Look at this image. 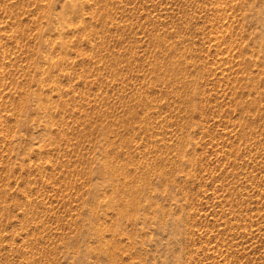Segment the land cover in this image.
Here are the masks:
<instances>
[{
    "label": "rangeland",
    "instance_id": "374dc122",
    "mask_svg": "<svg viewBox=\"0 0 264 264\" xmlns=\"http://www.w3.org/2000/svg\"><path fill=\"white\" fill-rule=\"evenodd\" d=\"M0 264H264V0H0Z\"/></svg>",
    "mask_w": 264,
    "mask_h": 264
}]
</instances>
